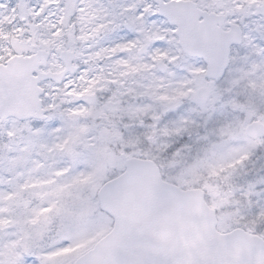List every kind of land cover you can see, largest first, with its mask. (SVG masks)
Segmentation results:
<instances>
[{"label":"snow or ice","instance_id":"1","mask_svg":"<svg viewBox=\"0 0 264 264\" xmlns=\"http://www.w3.org/2000/svg\"><path fill=\"white\" fill-rule=\"evenodd\" d=\"M0 264H264V0H0Z\"/></svg>","mask_w":264,"mask_h":264}]
</instances>
